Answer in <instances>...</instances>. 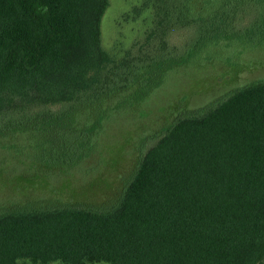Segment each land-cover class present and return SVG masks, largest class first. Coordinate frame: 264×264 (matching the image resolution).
I'll return each mask as SVG.
<instances>
[{"label":"trees","instance_id":"16d2710c","mask_svg":"<svg viewBox=\"0 0 264 264\" xmlns=\"http://www.w3.org/2000/svg\"><path fill=\"white\" fill-rule=\"evenodd\" d=\"M198 1L143 0L151 25L109 51L110 0H0V141L30 133L41 167L78 168L168 74L222 42L264 44V0ZM187 104L108 200L0 205V264H264V78Z\"/></svg>","mask_w":264,"mask_h":264},{"label":"rangeland","instance_id":"374dc122","mask_svg":"<svg viewBox=\"0 0 264 264\" xmlns=\"http://www.w3.org/2000/svg\"><path fill=\"white\" fill-rule=\"evenodd\" d=\"M143 0H110L101 24L109 51L126 49L151 25L147 10L134 16ZM203 1V0H201ZM198 1L199 3L201 2ZM177 31L172 40H185ZM264 78V44L246 47L222 42L209 47L191 65L168 74L165 85L137 108L120 110L105 122L100 149L78 168L41 167L32 145L38 138L18 135L0 141V205L49 201L103 202L120 178L128 176L138 158V144L166 124L176 112L178 100L187 97L189 108L205 106L228 90ZM185 104V103H184ZM52 168V169H51ZM23 264H32L28 260ZM53 264H61L54 262Z\"/></svg>","mask_w":264,"mask_h":264}]
</instances>
